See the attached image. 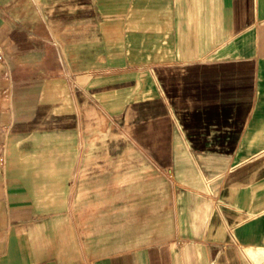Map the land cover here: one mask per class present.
Returning <instances> with one entry per match:
<instances>
[{
    "label": "crops",
    "instance_id": "crops-1",
    "mask_svg": "<svg viewBox=\"0 0 264 264\" xmlns=\"http://www.w3.org/2000/svg\"><path fill=\"white\" fill-rule=\"evenodd\" d=\"M0 264H264V0H0Z\"/></svg>",
    "mask_w": 264,
    "mask_h": 264
},
{
    "label": "built area",
    "instance_id": "built-area-1",
    "mask_svg": "<svg viewBox=\"0 0 264 264\" xmlns=\"http://www.w3.org/2000/svg\"><path fill=\"white\" fill-rule=\"evenodd\" d=\"M0 56H1V58H3L5 56V53H4V51L2 50L1 47H0Z\"/></svg>",
    "mask_w": 264,
    "mask_h": 264
},
{
    "label": "rangeland",
    "instance_id": "rangeland-1",
    "mask_svg": "<svg viewBox=\"0 0 264 264\" xmlns=\"http://www.w3.org/2000/svg\"><path fill=\"white\" fill-rule=\"evenodd\" d=\"M3 50V49H2ZM1 57V56H0Z\"/></svg>",
    "mask_w": 264,
    "mask_h": 264
}]
</instances>
